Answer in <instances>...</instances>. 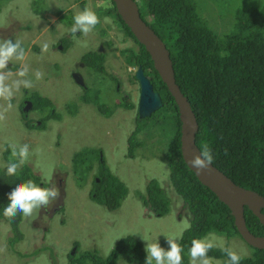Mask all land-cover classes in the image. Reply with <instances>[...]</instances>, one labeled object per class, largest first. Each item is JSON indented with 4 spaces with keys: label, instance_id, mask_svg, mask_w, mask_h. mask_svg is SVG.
<instances>
[{
    "label": "rangeland",
    "instance_id": "374dc122",
    "mask_svg": "<svg viewBox=\"0 0 264 264\" xmlns=\"http://www.w3.org/2000/svg\"><path fill=\"white\" fill-rule=\"evenodd\" d=\"M224 1L230 3L229 0H218V3ZM103 2L104 0H56L55 2L49 0H6L0 8V38L13 40L17 38L24 44V49H28V47L30 49L29 55L25 59L10 62L8 68L3 71L9 72L10 66L13 64L18 65L16 69H19V65H21L20 68L27 66L28 72L24 77L27 79H31L30 76L34 77L36 70L41 71L42 76L38 80L39 90H32L33 82L27 94L41 93L51 99L55 103V110L69 125V127L65 126L64 120H61L54 132L44 122L43 125L33 128L32 131L25 129L20 113L22 111L27 113L28 110L26 105L23 109H19V99L24 96L20 90L23 87H12L14 82L21 78L16 75V72L6 76V79H0L1 85H8L11 88L10 98H12L8 101L6 98L9 95L0 94V104L4 108L6 102L10 103L14 118L12 122L10 116L4 117V112L0 109V141H4V149L9 142L18 145L27 143L30 152H32L27 163L33 168L35 174L52 177L54 185L59 187L64 194V218H60L61 216L56 212L52 219H48L50 215L43 207L34 210L30 216L23 215L20 226L23 239L19 242L14 239L17 234L13 230L11 231L8 224L0 220V264H72L67 248L72 252L78 243L81 247L80 252H83V249L93 252L95 248H99L101 249L99 256L106 258L107 251L115 242H119L120 237L124 238L132 234L139 237L143 234L151 242L158 240L159 245L167 250L168 243L163 233L169 236L179 234L182 239L185 231L190 228L189 219L178 217L184 216L186 209L183 207L182 198L172 186L168 191L171 196V210L160 217L154 211V214L149 213L148 209L144 207L139 193L136 192V189L145 191L150 181L146 180V174L157 173L170 183L166 163L157 158L160 155L159 149L162 147L163 141L158 140L156 134L152 136L146 134L142 137L144 142L149 145L139 149L135 159H129L126 156L127 142H124V135L127 132V126H122L118 132L111 130L118 138L117 140L112 135L111 144L91 143L102 141L106 137L107 129L111 128L108 126L104 132L96 115L97 110H100L102 106H111L115 115L120 119L123 113L122 109L126 107H121L119 101L125 97L127 101L137 104L139 96V85L133 80V71L126 64L123 55L127 37L120 29L119 23H115L113 19L105 16L104 11L102 12ZM261 2L263 5L264 0ZM208 3H211V0H198V6L202 8ZM73 4L76 7L72 6ZM248 4L254 5V0H250ZM53 8L62 12L70 10L71 13L62 17V21L65 23L73 24V16L85 8L97 15L99 23L87 34H81L78 30L76 36H71L72 24L69 26L57 23L58 18L55 19L51 15L45 17L46 13L51 12ZM217 12V10L216 13L203 12L202 17L217 33L223 34L233 27L234 21ZM42 16L44 18H41ZM101 27V30H106L107 38L112 41L113 59L108 58L105 63L96 64L85 55L81 57L84 49L82 43L87 35L92 31H99ZM44 44H47L48 47L42 52L41 46ZM37 47L40 50V55L32 52ZM74 65L80 68L84 79L86 76L88 84L87 77L91 76L92 86L100 89L97 94L89 92L88 95L80 97L79 92L85 89L80 85L75 86L67 78V71L75 69ZM109 65L113 71V74H109L111 76L96 72L98 68ZM94 73L105 77L106 80L95 77ZM112 75H117L120 78V92L118 93L115 92L117 84L112 85L115 80ZM31 80L33 81V79ZM126 94L128 96H125ZM25 99L22 98V101ZM76 105L88 109L94 119L79 115L76 120H70L65 113H62L66 109H75ZM2 119L5 120L2 123L3 127L1 126ZM89 134L94 135V138L90 139ZM92 145L104 148L106 164L111 172L130 189L111 216L106 212L104 206L94 205L90 201L88 188L84 185L86 173L83 167L75 168L73 176L60 177L59 179L65 180L63 187H60L55 180L58 173H63L71 168L69 163L73 162L74 152L79 151L82 146ZM150 152H153L156 158L146 161L151 156ZM1 156L2 153H0V168L2 169L4 160ZM57 167L60 168L58 173L54 172ZM41 186H43L42 183ZM119 190L122 195L126 191L122 187H119ZM0 198L3 203V194L0 195ZM61 220L66 221V225L62 226ZM37 222L41 223L43 229H47L44 232L45 235L42 234L40 226H36ZM206 236L215 237L218 246L226 245L227 248L240 255L245 253L248 255L253 249L251 247L248 249L245 241L240 238L230 239L214 233ZM181 239L177 241L178 244ZM141 242L145 246L146 242L142 240ZM37 246H40V249ZM121 246H123V250L127 251L132 247L129 242L122 243ZM122 256L128 258L124 254ZM124 257H117V259H121L116 260L115 264L137 263V261L129 262ZM209 259L210 264L225 263L223 258ZM88 261L99 263L95 257ZM189 262L190 257H188V264Z\"/></svg>",
    "mask_w": 264,
    "mask_h": 264
},
{
    "label": "trees",
    "instance_id": "16d2710c",
    "mask_svg": "<svg viewBox=\"0 0 264 264\" xmlns=\"http://www.w3.org/2000/svg\"><path fill=\"white\" fill-rule=\"evenodd\" d=\"M5 1L0 0V8ZM136 1L141 17L170 51L176 81L199 122L196 143L201 152L207 151L212 157L211 162L236 184L264 196V12L259 10L256 0L254 5L248 4L250 0H229L230 3L211 0L204 8L198 6V0ZM111 5L113 10L111 7L107 14L115 17L126 36L140 46L138 50L129 49L126 52L127 63L135 65L134 57L143 63L145 74L150 77L154 90L163 101L162 108L146 117L130 136L129 154L134 157L137 146L146 147L145 142L139 139L141 133L148 136L156 134V138L163 141V158L169 167L170 185L182 198L191 218L190 228L185 231L179 245L182 249V264H188V249L193 238L200 239L211 233L230 239L243 238L235 226L231 210L213 191L198 181L185 163L181 153L178 107L155 70L149 53L137 42L112 1ZM216 10L218 14L234 21L232 29L223 34L217 33L202 17L203 12L216 13ZM34 96L28 99L35 107L45 106L44 103L50 108L56 107L51 99L35 97L32 100ZM125 106L133 107L135 104L127 102ZM68 111L71 112L70 109ZM52 115L55 121L62 119L61 116L56 117L55 112ZM23 117L29 124L25 115ZM3 157L7 163L14 159L7 150ZM96 161H99V151L84 147L74 153L72 169L84 168L85 165L91 167ZM100 164L105 178L94 181L92 190L99 201L112 210L119 205L123 196L119 187L125 189L124 182L108 169L103 159H100ZM3 169L0 168V195L3 194L0 206L7 203L8 192L17 180L31 178L39 182L40 179L28 166L19 169V176L16 177L4 176ZM147 196L146 203L157 215L164 216L171 210L167 190L161 188L156 180L148 185ZM22 218L23 215L19 213L9 218L0 212V220L17 234L14 237L17 242L23 239L20 227ZM245 218L253 233L264 235V226L248 208L245 209ZM122 242H129L131 249L123 250ZM244 243L248 249H253L248 255L243 251L245 254L241 255L240 264H264V250ZM76 246L78 254L69 255L72 264H95V261H88L92 257L99 261L97 264H115L119 259L117 257H124L122 254L128 257L124 258L129 262L144 264L147 255L143 243L130 237L116 243L106 258L86 249L80 252L79 243ZM222 249H211L209 258H227Z\"/></svg>",
    "mask_w": 264,
    "mask_h": 264
},
{
    "label": "clouds",
    "instance_id": "9594fccd",
    "mask_svg": "<svg viewBox=\"0 0 264 264\" xmlns=\"http://www.w3.org/2000/svg\"><path fill=\"white\" fill-rule=\"evenodd\" d=\"M49 1L55 2L56 0H49ZM256 3L259 5V10L264 12V6H262L261 0H256ZM74 6L76 7V5H74ZM53 9H51V10H53ZM58 12L63 13L62 11H58ZM59 13H55V15H53L52 17L57 18ZM47 14L48 13H46V16H47ZM105 19H107V18H105ZM98 23H99V19H98L97 15L93 11L85 8L73 16V24L71 26L70 31L74 35L78 32V30L81 34H87ZM24 47H25L24 44L22 45L21 41L17 38H15V40L10 39V38H0V70H6L8 68V64L10 62L13 63L14 61H22L23 59H25L29 55L30 49H29V47H28V49H26V48L24 49ZM47 47H48L47 44L42 45L41 51L42 52L45 51L47 49ZM124 49H125V51L123 52L124 53L123 55L125 56V62L131 68V71H133V80H134L137 70L139 68L143 69V66L139 67L136 70L135 66L136 67L138 66V60H137L138 58H136V57L134 59V62H136L135 65L128 64L126 61V52H129L130 50H129V48H126V47H124ZM32 52L35 53L36 55H40V50L38 49V47L35 50H33ZM111 58L113 59V57H111ZM17 66H18L17 64L11 65L10 66L11 69H9V71H12V69H16ZM20 66L21 65H19V69L17 70L16 75L18 77H20L21 79L16 80L12 87L18 88V87L22 86L25 89H30L32 87L33 82H34V87L32 90H39V81L38 80L41 78L42 72L39 70H36L34 72V77L30 76V78L33 79V81H32L31 79L24 78V77H26L27 72H28L27 66H24L21 68H20ZM109 69L111 72L106 71L104 69V67L98 68L96 72H99L105 76H109V74H113L111 67H109ZM144 73H145V71H144ZM93 75L99 79L106 80V78L103 76L97 75L95 73ZM147 77L150 79L149 76H147ZM0 79H6V76H4L2 73H0ZM114 79L115 80L112 83V85L114 83H116L117 86L120 85V80H119L120 78L117 75L114 76ZM150 81H151V79H150ZM135 82H137L139 85L138 81H135ZM89 84L92 85L91 80H90ZM153 89H154V86H153ZM96 91L99 92L100 89L94 88L92 86V93H95ZM115 92L116 93L120 92V89L118 90L116 87ZM23 93H24V96L21 97L20 99L26 98V101H27L26 102V109L28 110V112L24 113L22 111L20 113V118H21V121H22L25 129L27 128L29 130L30 128L37 127V123H35L33 126L29 127V125H31V122H30L28 117H31L33 115L34 109L39 110L42 108L43 114L41 115V117L39 119H41L43 116H47L49 119L50 128L54 132L56 126L60 123V121L64 120L62 117V119L60 121H55L54 116L52 115V112L56 113V117L60 116L58 114V112L55 110L56 107L50 108V106L44 102H42V103H44L45 106L35 107V105H33V102L28 99L29 97H32L33 95H28L27 92H23ZM0 94L10 95L11 94V88L8 85H4L3 87H0ZM139 95H140V85H139ZM35 97H41V98L45 99L44 98L45 96H43L41 93H36L32 100H34ZM138 101H139V96H138ZM127 102H132V101H127L124 97L119 102V105L121 107H126L125 109H122L123 113H122L120 119H118V117L115 115L113 108L109 109V108H105L102 106L100 108V110L96 111V115L98 116L99 122L101 123V125L104 129V132L108 126H110L111 128L107 129L106 137L102 141L91 142V143H93V144L110 143L111 144V140H112L111 136L112 135L118 140V138L111 132V130H115L118 132L122 126H127L128 129H127L126 134L124 135V142H127L126 156L129 159H135L137 157V151L141 148L148 147L149 143L145 142L146 147H142L141 145L137 146V149L135 151V156L132 157L133 155L129 154V146H130V144L128 143L129 138L134 132H136L137 128L142 124L143 120L148 116L141 113L140 109L138 108V102H137V104L133 102L135 104V106H133V107L125 106V104ZM19 105H21V102L19 103ZM162 106H161V108H162ZM19 109L21 110L20 107H19ZM160 109H158L157 111H159ZM68 110L69 109H66L62 113H65L69 117L70 120H76L75 114H77V112H78L77 108L75 110H72V112H69ZM157 111H155V112H157ZM101 113H107V114L112 113V115L109 118H104V117H102ZM12 114H11V120L13 122L14 118H13ZM73 114L75 116H70ZM24 115H25L27 121L29 122V124H26V120L23 117ZM89 118L94 119L92 115ZM34 120H36V119H34ZM64 123H65V126L69 127L68 123L65 122V120H64ZM88 136L90 137V139L94 138V135L89 134ZM143 136H145L144 133H141L139 135V139L142 140V142H144V140L142 138ZM3 143H4V141H0V153H2L1 158H2V160H4L3 161L4 165L2 166V168H4L3 169V175L4 176H7V177L19 176L18 170L24 166H28L32 170V173L35 176H40V179H39V182L34 181L33 179L29 178V179L22 180V181L17 180V182L13 183V186L10 188V191L8 192L7 203H5L2 207H0V212H2V214L5 217L14 218L18 213L22 214L24 216H30V215H32L34 210L41 209L43 207V208H45V211L50 215L48 217V219H52L53 216L56 214V212H58V214L61 216L60 218H64L63 217L64 216V211H63L64 194L62 191H60L59 187L54 185V183L52 181V177L50 178L49 176L43 175V174L42 175L35 174L33 168L27 163V162H29V158L32 155V152H30L29 145L27 143L18 145L16 143L9 142L8 144H6V148L4 149ZM84 147H92L94 150L99 151V161H96L91 167L86 166V165L84 166L85 173H86V181L84 182V185L88 188V196L90 198V201L94 205L100 204L101 206H104L106 208V212L111 216V215H113L112 212H115L116 208L119 205L116 206L115 208H112V210L108 209L107 206L103 202L99 201L96 193L92 190L94 181H101L103 178H105L103 176L104 175L103 167L100 164V159H103L105 165L108 167V165L106 164V159H105V154H104L105 150H104V148H100L96 145L82 146L79 150L83 149ZM6 150L10 151L11 157L14 158L13 160H10L8 163L6 162V160L3 157L4 152H6ZM33 151H35V150H33ZM159 153H160V155L157 158H160L161 160L164 161V158H163L164 154H165L164 143H162V147L159 149ZM150 155L151 156L148 157V159L146 161L156 158V155L153 152H150ZM211 160H212L211 155L207 151H203L200 154L193 156L190 164L193 168H195L199 171V170L205 169L208 166V164L211 162ZM69 164H70L71 168L69 170L64 171L63 173H60V174L58 173V171L60 169L58 167L54 171V172L58 173L57 178H55V180L59 183L60 187H63V185L65 183V180L59 179L60 177L64 176V177L68 178L69 176L74 175V169H72V167H74L73 162H70ZM108 169L110 170L109 167H108ZM167 169L169 170L168 166H167ZM145 178H146V180H150L147 184L145 191H141L139 189H136V192L139 193V197L141 198L143 204L146 205V208L148 209L149 213L154 214L153 210L146 203V200L148 199V196H147L148 195V185L150 184V182L152 180H156L160 184L161 188L167 190V193L169 195L170 200H171V196H170L168 191H169L171 185L165 178L160 177L157 173L153 174V175L146 174ZM41 183L43 184V186H41ZM123 186L125 187L126 191L123 194L121 200L127 195L128 192H130L129 187L125 183L123 184ZM183 207L185 208V205H183ZM157 216H159V215H157ZM178 217L179 218H187V219H189V221H191V218L188 214L187 209L184 213V216L180 215ZM40 224L41 223L37 222L36 226H40L39 228H41L42 234L45 235L44 232L47 229L46 228L43 229V226H41ZM60 224L62 226H64V225H66V221L61 220ZM136 233H138V232H136ZM163 234L165 235V238H166L167 243H168L167 250H165L164 248H162L159 245L158 240H156L155 242H151L145 235L142 234L140 236V239L142 241L146 242L145 243V252L147 255H146L144 264H182V256H181L182 249L179 245L181 244L183 238L181 239V236L179 234H176L175 236H169L165 233H163ZM124 238H127V237H124ZM130 238H132V237H130ZM179 239H181V242L178 244L177 241ZM121 240H119V242H121ZM122 243H124V242H122ZM217 246H218V241L215 237H207L206 236V237H202L200 239L193 238L191 240V245L188 249V257H190L189 264H210V259H209L208 253L213 248H223L222 251L227 256V258L222 257L223 259H225V261L227 259L225 264H240V262L242 260L241 255H239L237 252L233 251L230 248H224V247H226V245H224V246L220 245L218 247ZM37 247L40 249V246H37ZM76 248H77V246L74 248V250L72 252H71V249L67 248L69 255L70 254L73 255V254L77 253L78 248H77V250H76ZM100 250L101 249H99V248H95V251H93L92 253L99 255ZM110 251L108 250L107 253ZM136 264H139V262H137Z\"/></svg>",
    "mask_w": 264,
    "mask_h": 264
},
{
    "label": "water",
    "instance_id": "95a60500",
    "mask_svg": "<svg viewBox=\"0 0 264 264\" xmlns=\"http://www.w3.org/2000/svg\"><path fill=\"white\" fill-rule=\"evenodd\" d=\"M112 1L123 22L130 28L138 43L143 45L149 53L155 70L166 84L178 107L181 121V152L189 169L231 210L235 226L243 240L254 248L264 250V235L253 233L248 228L245 218V209L248 208L264 226V196L257 191L236 184L212 162L205 169L199 171L191 166L192 157L201 153L196 143L199 122L191 103L176 81L170 51L161 37L141 17L136 0ZM135 78L140 85L138 108L142 114L149 117L163 105L161 96L157 91H154L153 84L142 68L137 70Z\"/></svg>",
    "mask_w": 264,
    "mask_h": 264
},
{
    "label": "flooded vegetation",
    "instance_id": "af4514ba",
    "mask_svg": "<svg viewBox=\"0 0 264 264\" xmlns=\"http://www.w3.org/2000/svg\"><path fill=\"white\" fill-rule=\"evenodd\" d=\"M111 1L112 0H104L103 2V7H102V12L104 11L105 12V16L107 17H110L111 19H113L115 21V23H117V21L115 20V17H113L112 15H109L107 14V11H109V9L112 7L111 5ZM113 2V1H112ZM75 4H73L72 6H74ZM115 6V4H114ZM107 7V8H106ZM55 13H59L58 10H51V12H48L47 16H53L55 15ZM67 13H71L70 10L66 11V12H63V13H59L58 14V19H57V23H62V24H65V25H69L71 26L72 23H65L62 21V17L67 14ZM56 19V18H55ZM120 25V24H119ZM121 27V28H120ZM120 29L124 32V34L126 35L125 31L123 30L122 26L120 25ZM102 29V27L100 28V30ZM104 29V28H103ZM92 31L91 34L87 35L84 40H83V43L82 45L84 46V49L82 51V54H81V57L83 55L87 56L89 58L90 61H93V63H96V64H103L105 63V61L108 59V58H111L113 57V52L111 53L112 51V41L109 40L107 38V33L104 31V30H101V31ZM70 36V35H69ZM71 36H76V35H72ZM80 36V35H78ZM127 37V36H126ZM125 43H127L126 45V48H129L130 50L131 49H134V50H138L140 48V46L138 44H136L132 39L128 38L127 37V40L125 41ZM68 50V49H67ZM66 50V51H67ZM65 51V52H66ZM135 59V57H134ZM138 60V66L136 68V70L139 68V67H142L143 66V63H140L139 59ZM79 62V61H78ZM10 64V63H9ZM8 64V65H9ZM74 67H76L74 65ZM110 65L107 67H104V69L106 71H110L109 69ZM78 69V70H77ZM18 69H15V70H12V71H9V72H4L3 70H0V73H2L4 76H9L11 74H14L17 72ZM136 72V71H135ZM111 76V75H109ZM67 78L68 80H70V82H72L75 86H81L83 89L85 90H82L79 92V95L80 97L81 96H85V95H88L89 92L92 93V85L88 84V82L86 81V76H85V79H84V76L80 70L79 67H76L75 69L73 70H70V71H67ZM88 78V81L90 82L91 80V76L90 77H87ZM112 78H114V76L112 75ZM135 81H137L135 78H134ZM7 83V82H6ZM81 83V84H79ZM4 85H1L0 84V87H3ZM117 89L119 90L120 89V85L117 86ZM21 92H27L28 89H25V88H21L20 89ZM98 91L95 92V94H97ZM5 96V95H3ZM125 96H128L127 94ZM8 101L11 100L12 98H10V95L9 97L6 98ZM22 101V99H19V103ZM27 102V101H26ZM120 102V101H119ZM81 105H76V108H77V114H73V115H70V116H75L76 119L78 118L79 115H83V116H86V117H90L91 116V113L88 109L84 108V107H80ZM105 108H109V109H112L111 106H103ZM12 106L10 103H5V106L4 108H2L1 104H0V109H2V111L4 112V117H7V116H10L11 118V114H12ZM75 108V109H76ZM75 109H70L71 112L72 110H75ZM43 114V109H34V112H33V115L31 117H28L30 122H31V125L33 126L35 123H37V127H40L41 125H43V122L48 126L50 127V124H49V119L47 116H43L41 119H39L41 117V115ZM102 117L104 118H109L112 113L110 114H107V113H101ZM6 119V118H5ZM36 119V120H34ZM5 120L2 119L1 121V126L3 127L4 125L2 123H4ZM30 131L33 130V128H30L29 129ZM185 205V203L183 204ZM176 208V206H175Z\"/></svg>",
    "mask_w": 264,
    "mask_h": 264
},
{
    "label": "crops",
    "instance_id": "0c3cea01",
    "mask_svg": "<svg viewBox=\"0 0 264 264\" xmlns=\"http://www.w3.org/2000/svg\"><path fill=\"white\" fill-rule=\"evenodd\" d=\"M142 201V200H141ZM143 203V202H142ZM144 205V204H143ZM144 207L146 208V205H144ZM128 237H132V238H134L135 240H137V241H141V239H140V237L138 236V235H135V234H132V235H130V236H128ZM122 239V237H120L119 238V240H121ZM125 243V242H124ZM116 245V242L114 243V245H112L111 246V249L114 247ZM111 249H109V251L111 250ZM121 258H119L118 259V261L120 260Z\"/></svg>",
    "mask_w": 264,
    "mask_h": 264
},
{
    "label": "bare ground",
    "instance_id": "6f19581e",
    "mask_svg": "<svg viewBox=\"0 0 264 264\" xmlns=\"http://www.w3.org/2000/svg\"><path fill=\"white\" fill-rule=\"evenodd\" d=\"M41 18H44V17L42 16ZM43 21H44V20H43ZM25 105H26V99L22 101V103H21V105H20L21 109H23ZM181 153H182V152H181ZM182 157H183V156H182ZM184 161H185V160H184ZM185 163H186V162H185Z\"/></svg>",
    "mask_w": 264,
    "mask_h": 264
}]
</instances>
